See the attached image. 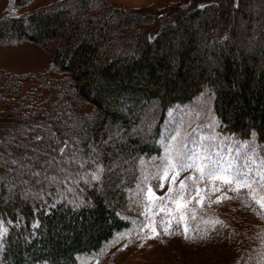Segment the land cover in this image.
<instances>
[{"label":"trees","instance_id":"obj_1","mask_svg":"<svg viewBox=\"0 0 264 264\" xmlns=\"http://www.w3.org/2000/svg\"><path fill=\"white\" fill-rule=\"evenodd\" d=\"M31 1L12 0V6ZM221 1L180 0L162 8L126 9L108 0H57L24 14L7 12L0 20V43L39 44L49 50L57 75H64L63 81L48 76L40 81L44 86L29 90L24 89L26 75L0 69V218L8 222L4 249L9 264H76V255L96 251L130 225L121 213L125 194L120 187L108 190L103 178L78 181L66 189L56 176V183H49L31 175L63 160V154L53 148L60 147L55 141L66 139L62 118L67 110L56 101L50 108L54 94L47 92L49 87L63 83L64 93H71L64 98L71 105L85 102L97 112L93 125H82L86 152L95 137H104L108 123L124 127L125 139L110 153L105 148L103 154L110 155L100 158L102 162L88 157L90 167L93 160L107 167L112 155L131 162L159 155L166 111L204 89L212 96L220 132L240 139H249L255 132L264 145V0H232L220 13ZM171 35L180 37L174 53L168 49L173 50ZM240 41L247 45L242 48ZM163 42L169 46L166 50ZM42 87L47 95L38 90ZM155 105L158 113L147 112ZM141 112L149 118L157 115L144 126L146 136L142 127V135L132 131ZM18 123L31 125L22 130ZM52 133L55 138L50 139ZM36 135L43 140L36 141ZM53 157L57 162L43 165ZM25 159L34 162L28 169L18 163ZM4 172L10 173L9 181ZM25 175L52 194L41 198L36 190L22 198L19 189ZM62 188L67 191H59ZM74 195L80 196V203ZM37 218L40 225L34 229ZM17 235L18 243L12 244Z\"/></svg>","mask_w":264,"mask_h":264},{"label":"rangeland","instance_id":"obj_2","mask_svg":"<svg viewBox=\"0 0 264 264\" xmlns=\"http://www.w3.org/2000/svg\"><path fill=\"white\" fill-rule=\"evenodd\" d=\"M55 1L57 0H32L25 6L13 7L12 0H0V20L7 12L24 14ZM108 1L126 9H140L146 7L162 8L169 2L176 3L180 0ZM221 2L222 4L219 6L220 13L224 9V4L231 3L232 0H223ZM221 17H224V15ZM241 17L242 14H239L237 19L241 20ZM229 20L230 18L226 22ZM221 21L223 22L222 18ZM170 37L172 38L173 50L171 49L172 47L168 48L167 43L163 42L162 44L165 50L168 48L171 53H174L180 37L176 35H171ZM241 43L240 41L238 45H242V48L247 45L246 41ZM169 54V52L166 53V56H169ZM0 69L7 74L26 75L25 80H23L24 89L29 90L35 86H44L40 81L48 76L49 78H59L61 80L64 78L62 73L60 76L57 75L56 67L53 68L49 50L28 40H21L18 43L11 41L0 43ZM39 74L42 77L38 80ZM56 81L60 82L57 79ZM50 82L52 83L53 80L51 79ZM53 86L54 84L51 87ZM44 88L47 90L48 87ZM38 90H40L41 94L47 95L43 87ZM64 90H66V86L63 83L53 88L49 87L47 90V92L51 91L55 96V98L53 96V101H50L52 103L50 108L55 107L53 103L56 101L60 103L58 105L60 108L67 110L62 118L66 124L64 137L66 138L65 141H67L65 153L62 155L63 160L56 164L47 165L45 163L43 165H47L46 169L42 168L35 172L40 173L37 176V180H40L41 177L45 179L46 177L56 176L63 182L60 185H64L67 187L66 189H69L76 185L78 181H86V179L90 181V176L85 178V173L94 170L95 165L90 167L89 158L93 156L102 162L100 158L104 155H110L108 153L103 154L105 148H108L110 153L111 149H114L120 140L125 139V134L124 127L119 123H108L104 127V137L99 135L95 137V140L89 144V152H86L84 150V142H86L84 136L85 128L82 125L85 124L86 127L93 125L97 119V112L93 110L90 104L85 102L77 101L76 103L79 106L71 105V100L64 98L70 96L71 93H64ZM209 93L207 89H204L190 101L176 103L166 111L159 136L161 146L159 155L141 156L133 162L120 156L118 157V155H112L107 167L101 162H96L103 165L102 182L108 184L107 189L116 190L120 187L125 194L121 213L129 220L130 225L116 232L96 251L76 255V264H264V209H260L254 201L247 198V189L236 193L229 191L219 183H217V187L220 188L219 192H212V186L208 185L210 202L206 200L203 206L191 205V207L196 208L195 219L191 218V212L186 213L185 222L189 226L187 239H185L183 223H178L176 220L172 221L170 235L163 232L159 222L170 219L171 214L169 213H158L156 216L159 231L158 237H150L142 241L136 239L137 230L147 223L145 217L141 215L147 185L151 184L153 186L157 196L164 197L168 191L167 183L161 188L158 180L151 177H154L157 170L162 167L165 154L170 147L173 149L184 147L191 149L193 141L196 144H200L201 137H204V143L210 147V150L213 147L219 149L221 157H229L241 167L247 162V167L251 168L253 175L257 170L264 168V145L260 144L256 138L253 139L251 135L249 139H240L218 130V120L212 108L213 99ZM152 107H148L147 112L158 113L156 105ZM156 116L149 118L146 113L141 112L139 124L132 128L133 133L140 132L139 134L142 135V127L146 136L147 131L144 126L148 127L151 124L150 121H154ZM30 125L31 123H18V127L22 130H26ZM174 137L175 140L173 139ZM212 137H215V139H211ZM98 138L102 139L101 142ZM245 141H249L250 144L246 146ZM56 142L54 144H57ZM60 142L63 141L60 140ZM64 146L60 143V147ZM230 147L232 148L231 153L228 151ZM93 149L95 153L91 155L93 154ZM253 149H255L254 155ZM73 156L76 157L75 160L69 159ZM253 159L255 164L252 163ZM18 163L21 166L24 165V169H28L34 164L33 160L27 159L25 161L18 160ZM82 163L84 167L80 166ZM45 170H48L46 174L44 173ZM7 171H9V168H7ZM189 171L181 172L178 180L187 176ZM4 175L6 180L9 181L10 173L4 172ZM145 177H149V179L145 180ZM22 180L23 185L19 189L22 198L31 197L36 190L40 192L41 198L44 197L42 195L44 193L45 197L47 195L49 197V193L52 194L51 191L48 192L44 188L41 189L38 182L31 181L28 176L22 178ZM45 180L51 183L48 179ZM200 187L204 188V184L201 183ZM66 189L62 188L59 191L64 192L67 191ZM221 193L231 198L217 202L216 197L221 195ZM261 195H264V193H261ZM73 197L80 203L79 195H74ZM0 220L2 219L0 218ZM214 221H221L222 223H213ZM145 231L150 236V230ZM130 232L131 239L129 238ZM25 237L24 235V241ZM11 243H18V235L13 237ZM124 245H127V247H124ZM7 254L4 248H0V264H9L6 257ZM40 264H43V262H40Z\"/></svg>","mask_w":264,"mask_h":264},{"label":"snow or ice","instance_id":"obj_3","mask_svg":"<svg viewBox=\"0 0 264 264\" xmlns=\"http://www.w3.org/2000/svg\"><path fill=\"white\" fill-rule=\"evenodd\" d=\"M203 7V5H201ZM19 18V17H18ZM151 40L152 37H149ZM253 139L256 133H252ZM55 138V133L50 135V139ZM36 141H42L43 137L36 135L34 137ZM175 140V137L173 138ZM211 139H215L212 137ZM205 138L201 137L200 144H196L193 141V146L191 149L186 147L181 149L169 148L165 154L164 162L161 168L157 170V173L153 179H157L159 186L164 187L167 183L168 191L164 197L157 196L156 192L151 184L147 185L145 192V202L143 203L142 216L145 217L147 223L140 227L136 232V239L144 240L150 237H158L159 231L157 226L156 216L158 213H169L170 219L161 220L159 226L163 228L165 234H171L170 228L172 226V221L176 220L178 223H183V231L185 239L188 238L189 226L186 221V213H192V219L196 218V208L191 207L195 204L196 206H203L204 202L211 201L209 195L208 185H211L212 192H219L220 188L217 187V183L221 186L226 187L229 191L239 193L243 189H247V198L254 201L260 209H264V168L257 170L253 175L251 168L247 167V162L243 167L238 163L234 162L229 157H221L220 150L216 148H211L204 143ZM57 145L63 143L64 147H54L53 151H58L60 154L65 153V148L67 146V141L56 142ZM245 145H249V141L244 142ZM33 151H36L34 149ZM229 153L232 152V148L228 149ZM95 150L93 149L94 155ZM255 154V149H253V155ZM91 158V157H90ZM69 159L75 160L76 157H70ZM55 162V158L46 161V163ZM13 164L17 161L13 160ZM95 165L94 170L85 173V178L90 176L91 181H101L104 168L99 163L93 160ZM255 164V160H252ZM84 167L82 163L80 165ZM24 167V165H22ZM185 170H190L189 174L183 179L178 177L181 172ZM63 171V169H61ZM32 176L37 177L40 175L39 172H32ZM50 182H56V177H46ZM148 180L149 177H145ZM39 183V181H37ZM86 182H89L86 179ZM178 183V188H177ZM201 183L204 184V188H201ZM224 193L216 197V201L220 202L222 199H230ZM41 203L43 201L41 200ZM77 207L79 205H76ZM41 209H35L37 215ZM19 223V220L16 221ZM6 221L0 220V248L5 247V237L9 233V229L6 226ZM213 223H222L221 221H214ZM40 225L39 219L34 220L33 228L38 229ZM145 230H150L149 233ZM207 231V230H206ZM205 231V234H206ZM129 238L131 239V232L129 233ZM127 247V245H124ZM38 264L40 262L38 261ZM43 264H47L44 261Z\"/></svg>","mask_w":264,"mask_h":264}]
</instances>
